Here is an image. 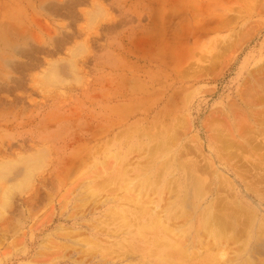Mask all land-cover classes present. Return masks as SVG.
<instances>
[{
	"label": "rangeland",
	"instance_id": "obj_1",
	"mask_svg": "<svg viewBox=\"0 0 264 264\" xmlns=\"http://www.w3.org/2000/svg\"><path fill=\"white\" fill-rule=\"evenodd\" d=\"M0 30V163L40 161L0 211V264L156 261L110 212L134 209L111 176L136 181L172 130L207 154L216 123L264 131V0H0ZM260 139L232 161L264 200Z\"/></svg>",
	"mask_w": 264,
	"mask_h": 264
},
{
	"label": "bare ground",
	"instance_id": "obj_2",
	"mask_svg": "<svg viewBox=\"0 0 264 264\" xmlns=\"http://www.w3.org/2000/svg\"><path fill=\"white\" fill-rule=\"evenodd\" d=\"M243 123L245 124V122ZM243 123L238 122V126L231 128L229 125L228 128L224 127L222 123L214 124L209 129L211 135L207 137L209 154L203 151L205 145L202 142L201 144L200 142L193 143L191 139L188 142L184 141L186 143H183L182 150H174L176 142L181 143V132L176 133L175 130H172L173 134L165 136L163 134L153 146L154 149L149 154L150 159L144 161L145 164L147 161L149 162L147 165L144 164V169L136 181L130 180L131 176L127 177L128 171L125 173L121 171L120 176H116L118 174L111 176L110 181L120 180L123 189L131 190L134 209L130 210L127 207L128 209L110 212L115 213L114 216L120 219L121 227L132 225L133 217L136 220L134 223H137L136 235L138 237L136 238L141 239L144 243L152 244L148 256L153 255L157 259L156 261L139 259L138 264H257L259 258L256 255L264 253V216L262 215L264 214V200L256 192L253 195L250 186L243 184L244 180L240 179L242 176L237 172V167L233 165L232 160L242 155L245 146L251 143L254 147L253 141L260 137L264 139V131H260L261 128L259 130L248 127L249 130L242 133ZM182 140H185L184 137ZM130 148H127L128 152L131 151ZM38 162L40 161H33V164L25 168L22 175L20 172L14 173L13 176L10 174L14 171V165L17 162L16 164L14 162L0 163V187L3 186V188L1 187L2 191L0 190L2 192L1 212L10 205L15 189L28 186L26 185L27 181L34 175L33 171L38 167ZM71 172L73 171L71 170ZM19 176L24 178L19 180ZM14 181L15 183H13ZM29 182L31 181L29 180ZM101 183L103 184V182ZM115 185L117 186V184ZM102 189L104 190V188ZM98 190L99 185L96 182L95 186L93 184L90 186L89 195L92 197L99 195ZM165 193L166 196H164ZM156 194L158 199L154 196ZM128 196L130 195L128 194ZM4 213L6 212L3 211ZM130 228L132 227L130 226ZM126 233L131 236L132 232ZM239 236H243L241 243L230 258L226 252V245L229 240L239 238ZM93 240L88 244L95 247L100 246L99 242ZM122 244L118 242L117 245L122 248ZM126 257L128 259V255ZM142 261L143 263H141Z\"/></svg>",
	"mask_w": 264,
	"mask_h": 264
}]
</instances>
